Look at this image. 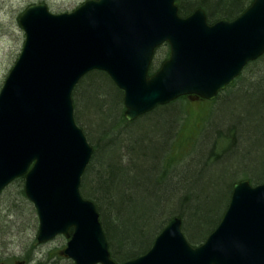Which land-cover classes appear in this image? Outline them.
I'll use <instances>...</instances> for the list:
<instances>
[{"label":"water","instance_id":"95a60500","mask_svg":"<svg viewBox=\"0 0 264 264\" xmlns=\"http://www.w3.org/2000/svg\"><path fill=\"white\" fill-rule=\"evenodd\" d=\"M18 24L24 42L0 88V193L23 177L38 244L62 235L73 264H119L97 206L80 194L93 149L75 123L73 89L89 72L105 73L122 92L127 122L184 96L212 101L264 55V0L211 25L201 9L180 17L175 0H89L62 14L37 4ZM163 44L168 58L148 76ZM120 264H264V183L233 184L200 246L173 217L145 253Z\"/></svg>","mask_w":264,"mask_h":264},{"label":"trees","instance_id":"16d2710c","mask_svg":"<svg viewBox=\"0 0 264 264\" xmlns=\"http://www.w3.org/2000/svg\"><path fill=\"white\" fill-rule=\"evenodd\" d=\"M177 2L179 3L178 12L180 15L185 16L193 9L201 8L206 12L208 23H214L222 18H235L250 5L251 0H177ZM165 47L167 48V46ZM247 66L250 67L248 70L251 74L257 72V74L260 73V77L255 83L247 81L245 83V87H248L246 91L251 92L254 88H259V95L257 98H261V102L258 105L259 108L254 107L251 99L254 96L253 94L250 98L246 99L245 105H243L244 103L238 104L234 108V111L231 112V115L239 113L237 111L239 109L245 118L246 116L250 117L248 122L245 119L242 121L243 123L264 124V56ZM152 73L153 70L151 69L150 74ZM240 77L238 79H240ZM105 82L109 83L111 89L116 92L118 99L111 96L110 91L104 86ZM73 96L76 99L75 102L79 111L78 116L81 119L78 121H82L86 126L87 137L89 138V135L93 134L92 132L89 133L90 129L88 124L90 126L98 124V126L102 128L101 140L107 141L104 146L108 147L109 154H113L112 165L108 166L107 169H110V172H107V170L95 171L96 165L94 164V159L96 146L94 145V155L92 156L90 164L82 176L81 186L82 188H85V183L89 180V184H87L88 188L86 187L87 190L89 189V193H84V195L95 199L100 217H102L101 221L103 227V214L107 217V219L110 214L114 216V220L111 221L118 225V227L114 228L113 231L114 236H116L117 233L116 238L118 246L114 248L109 241L108 235L106 236L109 241L112 258L120 263L145 253L151 247L154 238L166 225L167 220L172 216H178L182 219L183 231L191 245L196 246L201 244L220 221L229 202L232 184L238 180L236 178L241 180L249 176L251 177L253 183H264V157L261 158L259 156L257 159L252 158V161H245L246 165H241L234 159L230 162H221L220 164L222 159L220 155L216 156L212 160L208 158L206 159V162L203 163L205 171L199 173L198 182L197 185L194 186L196 187L194 188V191L200 193V189L216 188L219 181L228 172L234 173L240 170L242 171V175L236 176L230 184H224V193L221 195L219 194L220 196L216 195L218 196L217 199L216 196L211 198L206 195L204 196V205L194 206L192 207V210L187 207V204L190 202H198L200 199L198 196H194L193 192H186V187L190 182V179L186 177L182 179L180 170L184 165L176 163V161L182 156V154H184V140L192 138L191 143L195 144L199 131L198 135L185 134V136H183V133H179L180 130L176 127L177 124L181 122L187 124L188 122L187 114L181 108L177 109L179 110L175 119V123L176 121L177 123L172 129V132L175 133L173 141L174 148L180 151V153L173 160L166 161V165L168 166L167 168H171L172 166L170 165L175 167L173 176H171V179L174 182L172 183L173 185L171 189L168 192L165 191V193H163L162 190L159 191L161 189L160 183L163 179H165V174H163L162 178H164L160 180V183L156 181H154V184L147 181L143 182V180H140V178L137 177L133 178V182H128L127 179L132 178H128L126 172L130 175L133 173L135 163L142 160L144 158L143 156H145L144 150H142L144 143L146 142L150 144V140L148 138H144V141H142V147L139 150H135V146L137 144H134L133 148H131L129 144L131 142L133 132L131 134L128 129L131 126L138 125L145 120L149 121L151 116L159 110H166L168 108L175 107L173 105H176V103L158 108L152 113L144 115L131 123H125L123 118L122 93L114 87L104 73L96 71L89 73L79 82L74 90ZM87 97L88 99H86ZM81 99L83 107L80 110L78 105L80 104ZM186 100L192 101L193 99L191 97L179 99V101ZM243 108L245 110L249 109V116L247 111H242ZM82 110L84 118L86 114L85 120H88V124L84 121L83 116L81 117ZM180 115H183V117ZM207 119L208 118L203 120ZM75 120L77 124L80 125L76 117ZM199 120L202 121V118ZM119 125L125 126V129L123 131L117 130ZM234 132L235 127L230 126L228 128V132L226 134H222L226 136V138L229 136L234 137ZM222 134L218 133L217 138L223 136ZM187 136H189V138H187ZM217 138L213 141L211 149L220 148L222 139ZM140 145L141 144L139 143V146ZM257 151V153L264 152V146L259 145ZM219 166L225 167L221 169L223 171L222 174H217V168ZM14 189L19 190L18 195L21 196V198H24L22 179L14 181L5 189L6 192L4 194H8L6 196L7 201L3 202V206L8 211L6 213L7 219H4L5 216L1 217L2 210H0V218L3 219V222H0L1 234H7L13 229L14 222L9 220L8 217L11 214H14V212H16L17 215L18 210H20L21 202H19V204L14 203L16 199H12L10 201L12 195L9 194H11ZM137 192H140V195L142 196L139 200H134L136 203L133 205L132 199L126 198V193L136 194ZM124 195L125 199H121V202L123 203L118 204L117 202L120 198L124 197ZM177 200H179V202L183 205L173 207L174 202ZM164 213L166 214L164 215ZM5 222L10 224L8 228L4 224ZM28 258L29 253L27 251L24 259L29 260ZM10 260L11 264H14L16 259L14 258Z\"/></svg>","mask_w":264,"mask_h":264},{"label":"rangeland","instance_id":"374dc122","mask_svg":"<svg viewBox=\"0 0 264 264\" xmlns=\"http://www.w3.org/2000/svg\"><path fill=\"white\" fill-rule=\"evenodd\" d=\"M85 1L88 0H0V87L8 71L16 61L24 41L23 31L18 24V18L21 13L28 6L33 4H44L47 6L48 10L54 14L70 13ZM167 54V48L165 46L156 51L152 61L153 70L159 67L160 63L166 59ZM249 68L250 67L247 66L240 79H237L233 85L225 89L216 97L215 100L211 102H198L195 100L178 101L176 102V105H173L175 106L173 108L157 111L151 116L149 121L145 120L138 125L131 126L128 129L131 134L133 132V136L131 137V142L129 144L131 148H133L134 144H137L135 146V150H139L142 147V141H144V138H148L150 140V144L146 142L144 143L142 150H144L145 156H143L144 158L142 160L135 163L134 171L131 175L126 172L128 178H132L127 179V181L133 182V178L137 177L140 178V180H143V182L147 181L154 184V181H156L160 183V180L164 178H162L163 174H165V179H163L160 183L161 189L159 191L162 190V192L165 193V191L168 192L171 189L173 185L172 183H174L171 176H173L175 167L170 165L172 167L167 168L164 161L173 160L175 158L173 154L169 152L168 148H174L173 141L175 133L172 132V129L177 123V121L175 123V119L177 117V112L179 111L177 109L179 108L186 112L188 120L187 124L184 122L177 124L176 127L179 128V133H183V136H185V134L198 135L199 131L195 144L191 143L192 138L184 140V154H182V156L176 161V163L184 165L180 170L182 179L185 177L190 179V182L186 187V192H193V195L198 196L200 199L198 202H190L187 204V207L191 210L194 206L204 205V196L207 195L213 198L216 195L220 196L223 194V185L230 184L236 176L242 175V171L240 170L234 173L228 172L219 181L216 188L200 189V193H198L194 191V188H196L194 186L197 185L199 173L205 171L203 163L206 162V159L209 158L212 160L216 156L220 155L222 157L220 164L221 162H230L234 159L241 165H246L245 161H252V158L257 159L259 156L263 158L264 152L257 153V149L259 145L264 146V124L243 123L242 121L245 119L248 122L250 117L246 116L245 118L239 109L237 110L239 113L231 115V112L234 111V108L238 104L244 103L243 105H245L246 99L250 98L253 94L254 96L251 98L252 105L259 108L258 105L261 102V98H257L259 95V88H254L251 92L246 91L248 87H245V83L247 81L252 83L257 82L260 77V73L257 74V72H255L251 74L248 70ZM104 86L110 91L113 98L118 99V95L115 91H113V89H111L109 83L105 82ZM86 99H88V97ZM75 100L76 99L74 98V103ZM78 107L80 110L83 107L82 99ZM242 111H247L249 116V109L245 110L243 108ZM74 113L76 116L75 109ZM81 114V117L83 116L84 118L83 110L81 111ZM181 117H183V115ZM85 118L84 121L88 124V120H85ZM200 118H202V121L199 120ZM206 118L208 119L203 120ZM79 119H77V121ZM78 122L81 125L79 126L83 128L82 130L86 134V126L82 121ZM88 126L90 129L89 133H93L89 135V143L96 146L94 159V164L96 165L95 171H106L108 166L112 165L113 154H109L108 147L104 146L107 141L101 140L102 128L99 127L98 124L91 126L88 124ZM230 126L235 127V132L233 133L234 137L229 136L226 138L223 134L228 132V128ZM122 130L123 129H120V131ZM218 133H223V136L217 138ZM187 138H189V136H187ZM216 138L222 139L221 146L220 148L218 147V149H211L213 141ZM139 143L141 144L140 146ZM223 168L225 167L219 166L217 168V174H222L223 171L221 169ZM108 171L110 172L111 170L109 169L107 172ZM236 179H238L236 182L240 181L239 178ZM241 180H248L253 185L257 184L253 183L251 177L249 176ZM87 184H89V180L85 183L86 187ZM86 187H80L82 196L91 201L93 200L92 202H94L97 206L95 199L83 195V193H89V189L87 190L88 187ZM18 191L19 190L14 189V191L9 194L12 195L10 201L12 199H16L14 203L19 204V202H21V205L17 215L16 212H14L15 215L11 214L8 217L9 220L14 222L13 229L7 234H1L0 232V264H11L10 259L14 258L16 259L14 264H24V262L25 264H73L72 261L63 254V250L65 249V244L67 242L63 236H58L46 244L40 245L36 243L35 237L38 226L36 213L32 205L28 202V200H26L25 196L24 198H21V196L18 195ZM5 192L6 190L0 195V210H2L1 217L5 216L4 219H7L6 213L8 210L3 206V202L7 201L6 196L8 193L4 194ZM141 196L140 192H137L136 194L126 193V198H131L133 205L136 203L134 200H139ZM218 196H216V199ZM121 199L124 200L125 195L120 198L117 202L118 204L123 203L121 202ZM180 205L183 204L177 200L174 202L173 207H178ZM165 214L166 213H164V215ZM111 220H114L113 215H108L107 219V217L103 214L104 229L112 246L116 248L118 246L116 238L117 233L116 236H114L113 231L114 228L118 227V225ZM0 222H3L2 218H0ZM4 224L7 228L10 226V224L6 222ZM27 251L29 253V260L24 259Z\"/></svg>","mask_w":264,"mask_h":264},{"label":"bare ground","instance_id":"6f19581e","mask_svg":"<svg viewBox=\"0 0 264 264\" xmlns=\"http://www.w3.org/2000/svg\"><path fill=\"white\" fill-rule=\"evenodd\" d=\"M154 55H155V53L153 54V56H152V59H151V62H150V66H149V71H148V74L149 75H153L159 68H160V66H161V63H160V65H159V67L158 68H156V69H152V61H153V57H154ZM153 70V73L152 74H150V70ZM92 72H95V71H91V72H89V73H92ZM99 72H101V71H99ZM88 73V74H89ZM88 74H86V75H84L79 81H78V83L76 84V86L79 84V82L85 77V76H87ZM106 75V74H105ZM107 76V75H106ZM108 77V76H107ZM108 79H109V77H108ZM110 80V79H109ZM111 81V80H110ZM112 84H113V82H111ZM114 85V84H113ZM76 86H75V88H76ZM114 87H116L115 85H114ZM75 88L73 89V92H72V103H73V116H74V118L76 117L77 119H79V116H78V110H77V106H76V102L74 103L73 102V93H74V90H75ZM117 89V88H116ZM118 90V89H117ZM122 106H123V103H122ZM74 109H75V111H76V116H75V113H74ZM124 118V117H123ZM124 121H125V119H124ZM125 123H129V122H127V121H125ZM120 129H125V126H122V125H119V127L117 128V130H119L120 131ZM122 130V131H123ZM85 137H86V139H87V142L89 143V138L87 137V135L85 134ZM89 145L92 147V149H93V155H94V145H91L90 143H89ZM169 152L170 153H172L173 154V156L174 157H177L178 156V154L180 153V151H178V150H176L175 148H170L169 149ZM166 161H171V160H165L164 161V164L166 165ZM166 167H168L167 165H166ZM82 192H83V190H82ZM83 195H84V193H83ZM83 198H85V197H83ZM86 199V198H85ZM173 217H178V216H173ZM180 220H181V222H182V219L180 218V217H178ZM104 231H105V229H104ZM212 232V231H211ZM210 232V233H211ZM209 233V234H210ZM105 234H106V231H105ZM208 234V235H209ZM107 235V234H106ZM208 235H207V237H208ZM206 237V238H207ZM206 238H205V240H206ZM204 240V241H205ZM113 259V258H112ZM114 260V259H113ZM115 262H118V261H116V260H114Z\"/></svg>","mask_w":264,"mask_h":264},{"label":"flooded vegetation","instance_id":"af4514ba","mask_svg":"<svg viewBox=\"0 0 264 264\" xmlns=\"http://www.w3.org/2000/svg\"><path fill=\"white\" fill-rule=\"evenodd\" d=\"M196 9H197V8L193 9V10H192V11H190L188 14H191V13H192L194 10H196ZM188 14H187V15H188Z\"/></svg>","mask_w":264,"mask_h":264}]
</instances>
